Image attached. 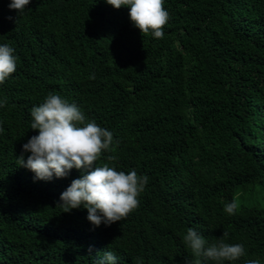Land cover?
<instances>
[{"label": "trees", "instance_id": "16d2710c", "mask_svg": "<svg viewBox=\"0 0 264 264\" xmlns=\"http://www.w3.org/2000/svg\"><path fill=\"white\" fill-rule=\"evenodd\" d=\"M10 3L0 0V45L16 58L0 83V264H101L106 251L115 264H195L188 228L205 247H245L224 264H264V0H164L162 39L107 0ZM49 93L113 133L97 166L147 175L121 221L96 226L83 204L64 212L60 196L85 169L45 180L19 164Z\"/></svg>", "mask_w": 264, "mask_h": 264}, {"label": "clouds", "instance_id": "9594fccd", "mask_svg": "<svg viewBox=\"0 0 264 264\" xmlns=\"http://www.w3.org/2000/svg\"><path fill=\"white\" fill-rule=\"evenodd\" d=\"M31 0H11L9 7L22 13ZM107 3L119 9L130 6L129 16L132 23L144 35L151 32L155 38L162 39L163 28L168 23L169 13L164 8V0H107ZM14 49L0 45V83L5 82L16 71ZM6 101L0 102V106ZM32 129H38L23 145L31 155L25 162L23 156L19 164L32 170L39 179L64 177L75 167L85 169L82 177L74 179L62 192L60 200L64 212L78 208L82 204L88 210V220L99 226L102 222L111 225L121 221L139 205L137 197L148 182L147 175H138L135 170L126 173L118 171L108 164L97 166L96 161L104 150L113 143V133L94 120H88L80 108L69 103L57 94L49 93L45 101L31 109ZM109 160L116 157L110 156ZM239 204L233 199L224 205V211L234 215ZM228 233L225 231L223 237ZM183 240L187 248L196 257L195 264H201V257L224 264L237 261L246 255L242 244H229L224 239L205 247V238L192 228H188ZM91 252V248L89 249ZM117 257L112 251H106L101 261L115 264ZM244 264H261L259 259H247Z\"/></svg>", "mask_w": 264, "mask_h": 264}]
</instances>
